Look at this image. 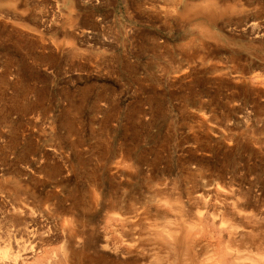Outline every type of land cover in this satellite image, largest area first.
<instances>
[{
    "label": "rangeland",
    "instance_id": "1",
    "mask_svg": "<svg viewBox=\"0 0 264 264\" xmlns=\"http://www.w3.org/2000/svg\"><path fill=\"white\" fill-rule=\"evenodd\" d=\"M236 202L264 259V0H0V246L19 264L34 244L24 264H176L155 230Z\"/></svg>",
    "mask_w": 264,
    "mask_h": 264
},
{
    "label": "bare ground",
    "instance_id": "2",
    "mask_svg": "<svg viewBox=\"0 0 264 264\" xmlns=\"http://www.w3.org/2000/svg\"><path fill=\"white\" fill-rule=\"evenodd\" d=\"M237 204L238 203L236 202V211H226L223 213V217H220V219L216 216H213L210 219L208 215L211 222L209 220L206 221L207 219L203 218L205 222L202 223L201 217V226L190 225L188 226L187 230L178 228L176 229V231H169L167 234H163L160 232L156 233L155 230L154 240L156 242L158 240V243L160 242V244L164 245V247L170 249L173 252V255L177 256L178 258L180 257L179 255L182 252L183 259L181 260V262H179L178 260V263L176 264H264L263 258H260V260L251 258L248 256V254H246L250 251L245 252V250L242 249L244 242L246 241L245 236L247 235V233L251 234V232L248 231L250 229L247 230L248 227L245 228V226L239 225V222L243 221L244 218L248 220L249 215H242L240 210L238 209L239 206H237ZM250 217L251 216H249L248 221L252 223V221H250ZM235 223L236 227L234 226ZM125 225L127 224H125L124 222V224H122V227H125ZM29 232L31 231L29 230ZM37 237L40 238L39 236ZM37 237L36 240H39L37 239ZM39 241H41V239ZM37 247L38 246L34 244L29 249L25 250L23 257L24 261L21 262L22 264H24L25 261L28 262L29 259L34 257L35 253H37ZM259 247H262V245H259ZM11 249L12 247L10 244L3 247L0 246V264H19V253L18 255H16ZM24 249L25 248H23V250ZM109 249V251L114 252L115 255H121V257H123V255H131L137 252V249L134 248L133 244L125 243L114 245L112 247H109ZM204 249L213 252V254L208 259L201 261L200 255L202 254V250ZM23 250H20V252H22ZM138 253L139 252H137V254ZM65 254L62 253L58 258L55 257V259L49 260L45 264H68L70 258H68ZM246 259L250 260L246 261Z\"/></svg>",
    "mask_w": 264,
    "mask_h": 264
}]
</instances>
